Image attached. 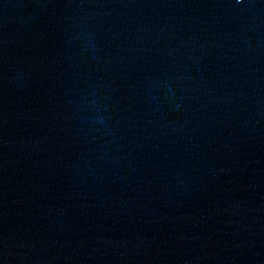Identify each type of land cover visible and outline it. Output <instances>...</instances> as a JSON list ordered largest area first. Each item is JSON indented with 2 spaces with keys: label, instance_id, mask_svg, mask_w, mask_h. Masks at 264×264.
Here are the masks:
<instances>
[{
  "label": "water",
  "instance_id": "water-1",
  "mask_svg": "<svg viewBox=\"0 0 264 264\" xmlns=\"http://www.w3.org/2000/svg\"><path fill=\"white\" fill-rule=\"evenodd\" d=\"M0 264H264V0H0Z\"/></svg>",
  "mask_w": 264,
  "mask_h": 264
}]
</instances>
